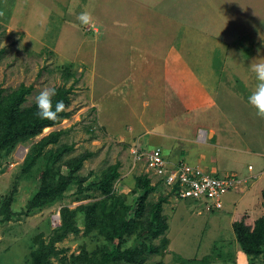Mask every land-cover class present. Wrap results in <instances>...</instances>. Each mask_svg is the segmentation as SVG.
Returning <instances> with one entry per match:
<instances>
[{
  "label": "rangeland",
  "instance_id": "obj_1",
  "mask_svg": "<svg viewBox=\"0 0 264 264\" xmlns=\"http://www.w3.org/2000/svg\"><path fill=\"white\" fill-rule=\"evenodd\" d=\"M174 1L0 0V86L5 93L32 85L24 103L30 106L44 87L73 86L71 115L1 158L0 264H34V252L49 244L61 225L63 207L78 215L77 231L54 242L50 262H97L111 244L106 213L112 210L114 221L122 220L137 176L147 174L152 184L159 183L133 150L160 145L173 156L174 143L194 145L190 137L197 125L222 123L228 134L217 143L229 147L226 156L233 158L225 162L228 168L241 171L236 172L241 177L258 174L264 156L239 148L264 153V117L247 99L257 84L250 65L264 60V0ZM157 2L162 7L151 10ZM84 10L92 17L86 25L77 19ZM55 130L64 131L57 142L28 156ZM64 145L72 148L59 158ZM199 147L211 155L221 149ZM88 152L92 154L83 166L70 174L68 159ZM116 162L120 175L110 192L90 185ZM249 163L254 170H248ZM45 180L64 181L66 189L53 204L25 213ZM258 181L264 183V174ZM161 194L168 196L163 213L169 227L152 241L162 244L161 252L141 241L149 210L124 239L123 247L139 245L143 264H180L184 259L196 261L186 264H264L263 256L252 261L241 249L230 207L213 209L203 201L181 199L159 184L149 194L147 208ZM8 202L15 212L4 220L3 204ZM90 208L95 214L88 221L82 211Z\"/></svg>",
  "mask_w": 264,
  "mask_h": 264
},
{
  "label": "trees",
  "instance_id": "obj_2",
  "mask_svg": "<svg viewBox=\"0 0 264 264\" xmlns=\"http://www.w3.org/2000/svg\"><path fill=\"white\" fill-rule=\"evenodd\" d=\"M3 54V49L0 48V58ZM56 95L53 97V101L63 100L65 108L58 114L57 119L47 120L40 119L37 115L36 103L30 106H25L24 103L27 100V96L32 91V85L27 86L21 84L20 87L14 89L9 93H5L6 90L0 86V163L1 158L8 155L15 146L20 142H25L29 138L41 133L45 127L53 126L59 123L62 119L71 115L72 111L68 109L70 104V93L73 86L66 87L60 85L55 87ZM63 130H55L50 132L47 136L42 138L35 146L31 148V152L28 156H36L42 149L49 143L57 142L59 136L63 133ZM72 145H64L60 149V156L68 149H71ZM35 153V155H34ZM88 152L77 158H70L66 162L69 166L70 174H75L83 166L84 160L87 156L91 155ZM33 157H31L33 159ZM120 162L110 164L103 173L101 180L98 183H91L90 185L98 188L104 192H110L114 181L119 177ZM55 171L45 173V178L51 176ZM71 180V177L68 178ZM85 179L84 177L81 178ZM70 180L68 182H70ZM53 180L44 181L41 187L35 191L30 198L27 207L24 209L25 213H31L35 210H39L46 206L53 204L58 197L63 194L65 188V182L62 184H55ZM159 184H152L151 178L147 174H141L137 176L135 188L132 190V201L124 205L121 211L120 222L114 221L113 211L110 210L106 213L110 217L108 225L111 228V244L108 250L101 254V257L97 262L91 264H119L124 261L129 264H143L141 257L139 256V245L135 244L130 247H123L125 236L131 233L134 228L137 227V222L141 218L146 210L148 211V222L141 241L152 252L159 253L162 249V244L153 243V239L164 234L169 227L168 222L165 219L163 213V203L167 200V195L161 194L159 199L147 208L149 194L155 189L159 188ZM171 194V193H170ZM264 200V189L262 191ZM9 201V200H8ZM264 203V201H263ZM148 204V205H147ZM10 202L3 204L2 210L5 213L4 220L11 217L15 210L10 209ZM89 208V207H88ZM61 225L53 230V236L49 244H42L41 248L34 252V264H53L49 260V256L55 252L54 242L63 239L69 232L77 231V225L75 219L77 216L74 210H70L68 207L61 209ZM85 219L88 221L91 218V213H94V209L83 210ZM74 214L76 216H74ZM75 217V219H74ZM3 219H0V221ZM253 223L248 224L246 218L234 221L232 226L239 242L241 249L247 256L254 261L255 257L263 256L264 258V214L256 218ZM146 240V241H145ZM204 261H206L204 259ZM183 263H195V260H182ZM202 263V261H201ZM179 264V263H173ZM255 264V263H252Z\"/></svg>",
  "mask_w": 264,
  "mask_h": 264
},
{
  "label": "crops",
  "instance_id": "obj_3",
  "mask_svg": "<svg viewBox=\"0 0 264 264\" xmlns=\"http://www.w3.org/2000/svg\"><path fill=\"white\" fill-rule=\"evenodd\" d=\"M172 3H175V1L172 0ZM160 5L161 4L157 2V4L153 5L151 10L158 11L159 10L158 8L162 7ZM171 8H175V6H169L170 10H172ZM175 9L180 10L178 6ZM190 10L192 9L188 8V11ZM148 16H151V15L149 14ZM181 62L183 63V61ZM219 82H222V80L219 79ZM200 87L203 89L205 88L203 84H201ZM235 96H237V94ZM238 101H240V99ZM231 107L232 106L226 107V110H227L226 112H229ZM227 117L229 120H231L229 116ZM216 132L218 133L217 139L215 138L217 136ZM192 134L193 136L190 137V140L192 141L194 145L192 147H189V146H184L182 144L179 145L180 143H177V144L174 143L175 148H177L175 149V151H177V154L175 153L171 154L173 156L166 155L168 154V152L164 150L160 145H155V146L153 145L149 149H152L154 147H161L163 150L164 156L168 160H171V161L183 160L189 163L194 162V164H199L206 170L210 172H214L216 174H220L221 172H223L224 174L241 172L238 170H231L228 168V165L230 166V164L225 163V162L233 158L232 156H226L227 153L229 154L228 152L229 147L226 144L223 145V143H217L219 142V137L220 139L224 140V137H226L228 134L226 127L222 125V123H220L219 121H216V122L210 121L208 125H197L195 127V133H192ZM175 141L177 140L175 139ZM203 144H211L214 146H220L221 149H217L215 154L211 155V153L209 152L207 153L205 149L199 147V145H203ZM198 147L200 149H198ZM193 148H195V151H193ZM239 151L240 152L250 151V153L252 152L255 154H259L261 157L264 156V153H262L259 149L247 150L244 147H242V148H239ZM250 164L251 163L248 164V170L249 171L254 170V167L252 169H249ZM256 173H258V176H257L258 179L255 178V179H252L249 183L240 184L238 189L232 192H229L228 194L224 196V204L227 207H230L231 210H233L231 214L234 217H231V220H230L231 224H233L234 221L240 220L242 218H246V222L248 224L254 223L256 218L262 215V208H263L262 191L264 189V183L258 180L264 174V163L261 166L259 172H256ZM252 174H250L249 176H251ZM238 212H240V215H238Z\"/></svg>",
  "mask_w": 264,
  "mask_h": 264
},
{
  "label": "built area",
  "instance_id": "obj_4",
  "mask_svg": "<svg viewBox=\"0 0 264 264\" xmlns=\"http://www.w3.org/2000/svg\"><path fill=\"white\" fill-rule=\"evenodd\" d=\"M135 158L144 161L148 172L156 177L168 191L178 198H192L203 201L213 209L224 207V196L239 188L240 184L249 183L258 174L241 177L236 173L223 175L210 172L199 164L183 160H168L161 147L140 151L134 149ZM253 166L250 164L249 169ZM150 177V176H149Z\"/></svg>",
  "mask_w": 264,
  "mask_h": 264
},
{
  "label": "clouds",
  "instance_id": "obj_5",
  "mask_svg": "<svg viewBox=\"0 0 264 264\" xmlns=\"http://www.w3.org/2000/svg\"><path fill=\"white\" fill-rule=\"evenodd\" d=\"M91 18V13L88 10L77 14V19L85 25L90 22ZM250 67L255 73L257 84L247 98L248 103L256 109L258 116L264 117V60L253 62ZM56 91L55 87H44L36 94V115L40 119L55 120L58 114L64 110L65 104L63 100L53 101Z\"/></svg>",
  "mask_w": 264,
  "mask_h": 264
}]
</instances>
